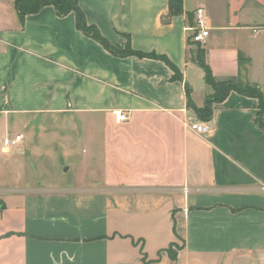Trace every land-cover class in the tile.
Masks as SVG:
<instances>
[{
	"label": "crops",
	"instance_id": "1",
	"mask_svg": "<svg viewBox=\"0 0 264 264\" xmlns=\"http://www.w3.org/2000/svg\"><path fill=\"white\" fill-rule=\"evenodd\" d=\"M77 2L111 46L165 56L182 80L159 59L112 54L73 13L45 6L20 18L0 0V120L5 130L26 119L45 127L17 153L23 162L61 154L71 176L35 186L19 174L2 189L0 264H264L258 100L230 92L199 135L185 89L196 107L211 93L189 61L198 7L215 81L264 88V0H182L167 23L168 0ZM239 53L249 60L242 73Z\"/></svg>",
	"mask_w": 264,
	"mask_h": 264
},
{
	"label": "trees",
	"instance_id": "2",
	"mask_svg": "<svg viewBox=\"0 0 264 264\" xmlns=\"http://www.w3.org/2000/svg\"><path fill=\"white\" fill-rule=\"evenodd\" d=\"M20 18L27 14H35L39 12L45 6H52L56 10L58 16H65L69 13L74 14L75 26L82 33L92 37L97 42L102 44L107 50L116 56H128L134 55L140 58H153L163 61L172 71L173 80H182L181 74L177 67L171 63L165 56H158L155 54L138 53L129 47V45L123 49L118 50L111 46L108 41L101 36L97 28L93 25H89L85 19V16L80 9L77 0H12ZM182 12V0H168V14L163 22L167 23L172 17ZM188 44L191 46L189 49V61L199 67L204 74V82L213 90V95L209 99H205L202 107H196L190 97V88L186 87L187 95V108L192 110L197 119L209 122L213 115V105L221 103L229 95L230 92H236L240 95L256 98L258 100V112L255 118L256 126L260 130H264V88L257 84H251L243 81L242 78L235 82H216L212 76L211 70L205 62V52L201 44L194 43L189 40ZM239 71L242 73L246 70V66L249 64V60L245 58L241 53L238 55ZM242 75V74H241Z\"/></svg>",
	"mask_w": 264,
	"mask_h": 264
},
{
	"label": "rangeland",
	"instance_id": "3",
	"mask_svg": "<svg viewBox=\"0 0 264 264\" xmlns=\"http://www.w3.org/2000/svg\"><path fill=\"white\" fill-rule=\"evenodd\" d=\"M212 95L213 90L211 89V93L207 97H209L210 99ZM37 120L41 121L39 124L42 125V122L45 119L38 118ZM13 122H19L20 125L18 127H15V125H10L9 129L7 128V130H5L4 122L0 120V200L3 199L5 195L2 189L12 185V180H14V178H16V176L19 174L22 175L20 178L21 184L31 183L35 186H60L61 182L64 181V179L69 181L71 179L70 172L67 173L66 176L61 173V170H64V168L67 167L66 164L62 168L60 167L62 163L61 154L51 157V155L45 153L46 155H48V157L46 156L39 159L30 158L25 154V160L24 162L22 161L23 156L17 153L20 145L23 146L25 144V142L27 141V137H30L34 134L43 135L45 127H33L32 125L31 127L27 126V122H29L27 119L23 121L20 120ZM16 134L23 135V142L19 143L16 147L4 148L2 140L7 136L12 137ZM33 141L36 142L35 140ZM36 146L38 148H42V145L40 144H37ZM12 157L16 162H18V167H16L15 163L10 164L12 161ZM55 158H57L58 160L55 161ZM21 164L24 167H21ZM24 169L26 170L25 172Z\"/></svg>",
	"mask_w": 264,
	"mask_h": 264
},
{
	"label": "built area",
	"instance_id": "4",
	"mask_svg": "<svg viewBox=\"0 0 264 264\" xmlns=\"http://www.w3.org/2000/svg\"><path fill=\"white\" fill-rule=\"evenodd\" d=\"M194 25L192 28H188L189 31H192L191 35L189 36L190 40L194 43L203 44L205 39L208 37V28L206 25V18L205 12L202 7H198L195 9L194 14ZM252 32L254 34L259 33L258 29H253ZM117 121H126L127 115L124 113H117L116 115ZM188 127L199 135H204L209 132L211 125L209 122H204L199 119L192 120L188 123ZM23 141L22 134H16L12 137L7 136L2 140L4 148H11L16 147L19 143Z\"/></svg>",
	"mask_w": 264,
	"mask_h": 264
},
{
	"label": "water",
	"instance_id": "5",
	"mask_svg": "<svg viewBox=\"0 0 264 264\" xmlns=\"http://www.w3.org/2000/svg\"><path fill=\"white\" fill-rule=\"evenodd\" d=\"M64 171H67V168H64Z\"/></svg>",
	"mask_w": 264,
	"mask_h": 264
}]
</instances>
